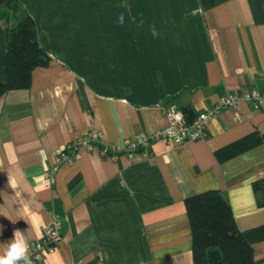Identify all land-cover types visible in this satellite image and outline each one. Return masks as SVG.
I'll return each mask as SVG.
<instances>
[{
	"label": "crops",
	"instance_id": "obj_1",
	"mask_svg": "<svg viewBox=\"0 0 264 264\" xmlns=\"http://www.w3.org/2000/svg\"><path fill=\"white\" fill-rule=\"evenodd\" d=\"M18 1L51 62L0 99V255L15 231L31 245L58 216L61 240L40 264H194L185 201L217 190L264 264V106L242 100L206 138L156 140L146 157L59 161L93 131L120 150L158 133L170 104L192 120L227 93H264V0Z\"/></svg>",
	"mask_w": 264,
	"mask_h": 264
},
{
	"label": "trees",
	"instance_id": "obj_2",
	"mask_svg": "<svg viewBox=\"0 0 264 264\" xmlns=\"http://www.w3.org/2000/svg\"><path fill=\"white\" fill-rule=\"evenodd\" d=\"M0 23L8 38L6 78L0 81V99L11 91L28 90L32 74L51 62L39 46L31 16L18 0H1ZM186 207L193 235L194 264H254L251 245L239 231L225 195L211 190L187 198Z\"/></svg>",
	"mask_w": 264,
	"mask_h": 264
},
{
	"label": "built area",
	"instance_id": "obj_3",
	"mask_svg": "<svg viewBox=\"0 0 264 264\" xmlns=\"http://www.w3.org/2000/svg\"><path fill=\"white\" fill-rule=\"evenodd\" d=\"M253 102L256 106H264V93L256 90H249L239 95L236 93H227L212 107L199 113L194 119L188 120L186 113L176 104H170L165 110V116L168 125L165 129L156 134H143L135 139H127L124 142L123 148L120 150L114 145L104 144L102 141L103 135L100 132L93 131L87 136L81 138L74 144H69L59 152L60 163H75L81 157L83 150L92 152L99 150L104 157L117 159L118 154L124 152L130 159H134L139 150L143 151V156L148 153L145 149L156 140H164L170 145L181 146L188 142H195L202 140L208 136V126L210 122L215 119L220 113L230 107L236 106L240 101ZM180 113L182 118L176 121L175 115ZM175 126V132L182 138L177 141L174 135L166 133V129ZM57 168L51 172L46 173L45 176L52 179ZM61 240V219L54 216L52 223L45 229L41 239L29 245V257L32 264H40L44 261L47 254L55 252L58 243ZM23 264V261L20 262Z\"/></svg>",
	"mask_w": 264,
	"mask_h": 264
},
{
	"label": "clouds",
	"instance_id": "obj_4",
	"mask_svg": "<svg viewBox=\"0 0 264 264\" xmlns=\"http://www.w3.org/2000/svg\"><path fill=\"white\" fill-rule=\"evenodd\" d=\"M199 11V9L197 10ZM135 18H133L134 20ZM124 14L121 13L118 17V23L123 25L124 24ZM144 21L141 20L138 28H143ZM150 32L153 37L159 35L157 32L155 25L150 26ZM182 118L180 113L175 115L176 121H180ZM167 134L174 135L179 141L182 137L175 132V126L168 128L165 130ZM29 243L23 233L19 230L14 232V239L8 244L7 248L4 251L3 255H0V264H20L23 261V264H32V261L29 257Z\"/></svg>",
	"mask_w": 264,
	"mask_h": 264
}]
</instances>
